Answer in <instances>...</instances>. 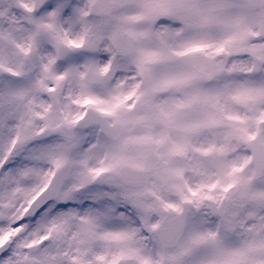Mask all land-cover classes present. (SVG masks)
<instances>
[{
  "label": "snow or ice",
  "instance_id": "1",
  "mask_svg": "<svg viewBox=\"0 0 264 264\" xmlns=\"http://www.w3.org/2000/svg\"><path fill=\"white\" fill-rule=\"evenodd\" d=\"M0 264H264V0H0Z\"/></svg>",
  "mask_w": 264,
  "mask_h": 264
}]
</instances>
